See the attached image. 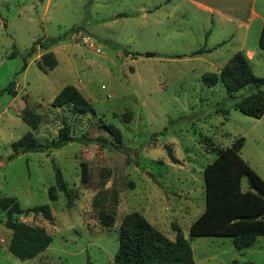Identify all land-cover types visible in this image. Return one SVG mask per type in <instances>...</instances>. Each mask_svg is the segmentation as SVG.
<instances>
[{
    "label": "rangeland",
    "instance_id": "rangeland-1",
    "mask_svg": "<svg viewBox=\"0 0 264 264\" xmlns=\"http://www.w3.org/2000/svg\"><path fill=\"white\" fill-rule=\"evenodd\" d=\"M158 1L0 0V197L16 198L23 209L49 205L53 216L14 217L52 237L46 251L26 261L8 251L12 233L0 224V264H115L121 224L134 212L172 241V225H179L196 264H264V236L244 250L229 237L190 236L206 207L204 169L219 149L243 137L241 157L264 180V117H249L235 103L264 94V87H247L231 97L221 83L208 87L203 80L248 47L253 73L264 77L259 37H250L247 47L233 39L220 52L195 54L204 40L196 23L179 14L166 19L176 4L162 7L161 23L154 18L157 11L141 20V9ZM121 14L135 20L116 19ZM76 27H83L77 31L82 36L73 34ZM37 41L49 47L38 45L23 70ZM14 50L17 55L10 58ZM47 53L58 65L44 73L38 65ZM67 86L76 87L95 112L53 108ZM26 108L40 117L36 129L23 118ZM106 126L118 131L120 143ZM62 129L71 137L103 138L107 145L74 142L9 160L14 145L29 133L44 143L59 138ZM56 168L69 197L56 187ZM242 189H249L246 178ZM96 198L105 205L95 208ZM102 209L115 212L111 228L100 222ZM0 219L7 220L1 210Z\"/></svg>",
    "mask_w": 264,
    "mask_h": 264
},
{
    "label": "trees",
    "instance_id": "trees-1",
    "mask_svg": "<svg viewBox=\"0 0 264 264\" xmlns=\"http://www.w3.org/2000/svg\"><path fill=\"white\" fill-rule=\"evenodd\" d=\"M121 16L127 17L128 14ZM73 30L84 31L83 27H76ZM57 41L54 40L52 43ZM38 45L43 48L49 47V43L35 42L25 56L23 70L27 68V59L36 53ZM259 49L264 51V27L259 38ZM206 52L209 51L201 50L195 54ZM16 55L17 51L14 50L10 58ZM57 65L54 54L47 53L42 57L38 68L45 73L54 70ZM203 80L208 87L221 83L231 97L247 87L254 89L264 87V77L255 76L243 52L235 53L219 74H205ZM11 92L15 94L14 90ZM235 103L236 108L249 117L255 119L264 117V94L260 92L243 99L240 103ZM65 106H72L81 113L95 112L92 105L74 86L65 87L52 102L53 108ZM23 118L33 129H36L40 123V117L29 108L25 109ZM104 128L114 137L115 141L120 143L118 131L113 126ZM155 136L157 134L153 137ZM74 142L82 144L97 142L107 145V141L103 138L71 137L64 129L61 130L59 138L44 143H38L29 133L22 141L14 145V154L9 160L29 152L38 153L59 149ZM244 145L245 139L239 137L230 147L219 149L215 160L205 167L206 208L192 223L191 237H229L232 238L236 249L244 250L251 248L258 238L264 236V180L241 157ZM55 171L58 191L69 197L61 170L56 168ZM244 178L247 179L249 186L246 191L242 189ZM82 181H88L86 167L83 169ZM50 200L56 201V197L50 194ZM99 202L96 198L95 208L104 204L101 205ZM0 210L7 217L5 222L0 219V224H4L12 233L8 250L14 257L21 261L31 260L49 248L52 237L44 228L14 219L16 216L33 213L41 214L45 219L51 220L53 216L49 205L23 209L16 198L0 197ZM99 219L104 227L111 228L115 224L116 215L113 210L102 209ZM172 227L176 232L175 241L167 238L140 213L128 214L120 227L119 248L115 255V264H196L191 243L182 229L176 223H173Z\"/></svg>",
    "mask_w": 264,
    "mask_h": 264
},
{
    "label": "crops",
    "instance_id": "crops-1",
    "mask_svg": "<svg viewBox=\"0 0 264 264\" xmlns=\"http://www.w3.org/2000/svg\"><path fill=\"white\" fill-rule=\"evenodd\" d=\"M172 4H176L175 8L169 12L166 19L179 14L189 22L194 21L196 23L194 27L201 30L204 39L200 49L209 51L208 53L222 51L233 39H238L242 47H247L248 39L260 38L264 27V3L259 6L258 0H159L157 6L142 8L140 18L146 20L149 14L154 15L157 11L154 18L157 16V23H161L162 7H170ZM121 15H117L116 19L135 20V17ZM212 36L215 40L210 41ZM245 54L250 58L252 49L248 47Z\"/></svg>",
    "mask_w": 264,
    "mask_h": 264
},
{
    "label": "built area",
    "instance_id": "built-area-1",
    "mask_svg": "<svg viewBox=\"0 0 264 264\" xmlns=\"http://www.w3.org/2000/svg\"><path fill=\"white\" fill-rule=\"evenodd\" d=\"M73 34H79V36H82V32H74ZM83 39H84L85 43H91L92 42V38L89 36H83Z\"/></svg>",
    "mask_w": 264,
    "mask_h": 264
},
{
    "label": "water",
    "instance_id": "water-1",
    "mask_svg": "<svg viewBox=\"0 0 264 264\" xmlns=\"http://www.w3.org/2000/svg\"><path fill=\"white\" fill-rule=\"evenodd\" d=\"M146 56H147V57H153L154 54H152V53H148ZM0 161H2V159H0Z\"/></svg>",
    "mask_w": 264,
    "mask_h": 264
}]
</instances>
